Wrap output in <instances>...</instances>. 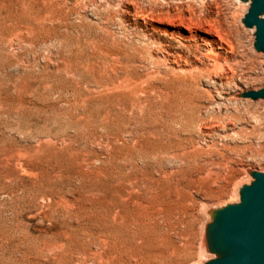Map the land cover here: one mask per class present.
<instances>
[{
  "label": "rangeland",
  "instance_id": "rangeland-1",
  "mask_svg": "<svg viewBox=\"0 0 264 264\" xmlns=\"http://www.w3.org/2000/svg\"><path fill=\"white\" fill-rule=\"evenodd\" d=\"M248 9L240 0H0V264L214 257L210 211L239 202L250 171H264V100L241 95L264 88ZM196 20L235 44L232 79L209 61L211 71H174L163 59V47L191 44L200 55L218 39L195 30L189 41L184 27ZM116 213L128 230L107 228Z\"/></svg>",
  "mask_w": 264,
  "mask_h": 264
},
{
  "label": "water",
  "instance_id": "water-1",
  "mask_svg": "<svg viewBox=\"0 0 264 264\" xmlns=\"http://www.w3.org/2000/svg\"><path fill=\"white\" fill-rule=\"evenodd\" d=\"M249 3L243 18L255 28L254 47L264 53V0ZM242 97L264 99V88L248 90ZM253 180L240 188V201L210 211L205 246L214 255L204 264H264V172L251 170Z\"/></svg>",
  "mask_w": 264,
  "mask_h": 264
},
{
  "label": "bare ground",
  "instance_id": "bare-ground-1",
  "mask_svg": "<svg viewBox=\"0 0 264 264\" xmlns=\"http://www.w3.org/2000/svg\"><path fill=\"white\" fill-rule=\"evenodd\" d=\"M139 16L143 18L144 20L150 18V15L147 13H140ZM208 22V21H204ZM202 20H196L192 21L191 24L185 26L184 28L190 32V36L188 40H195L196 36L194 35L195 30H200L204 33L212 34L214 33L215 36H217L218 39H211L206 41L208 46L210 47L208 50L205 51V53L201 52L200 55H198L195 51H191V44H183L182 47H180V50L182 51H174L171 52L170 50L162 48V57L164 60L169 62L171 64V69L175 71H186V68L191 69H199L197 64H203L202 70L211 71V68L208 66L209 64H206V61L210 62V65L213 69H219L222 72L225 73V77L228 81V79H232L234 77V68L232 66L233 60L235 61L234 53L236 46L235 44L223 33L221 32L217 27H210L208 25H205ZM204 39V37H202ZM206 40V39H205ZM216 46V49L213 47ZM187 51V52H186ZM212 58V60H210ZM201 70V69H200ZM223 80V79H222ZM222 82V81H221ZM264 100V99H261ZM260 171V170H259ZM264 172V171H262ZM137 207L142 209L143 211L144 206L136 204ZM139 213L138 215L146 216ZM116 213L115 216L111 218L110 223L107 225L109 229H111L113 232H119L122 230H128L129 226L131 225L130 222H127L124 217H118ZM121 216V214H120ZM147 218V217H146ZM136 222H134L132 225H135Z\"/></svg>",
  "mask_w": 264,
  "mask_h": 264
}]
</instances>
